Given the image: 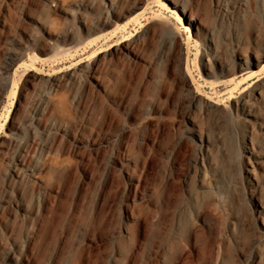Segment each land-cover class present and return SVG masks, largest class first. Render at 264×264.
Instances as JSON below:
<instances>
[{
	"label": "rangeland",
	"instance_id": "rangeland-1",
	"mask_svg": "<svg viewBox=\"0 0 264 264\" xmlns=\"http://www.w3.org/2000/svg\"><path fill=\"white\" fill-rule=\"evenodd\" d=\"M260 54L264 0H0V264H264Z\"/></svg>",
	"mask_w": 264,
	"mask_h": 264
},
{
	"label": "bare ground",
	"instance_id": "bare-ground-1",
	"mask_svg": "<svg viewBox=\"0 0 264 264\" xmlns=\"http://www.w3.org/2000/svg\"><path fill=\"white\" fill-rule=\"evenodd\" d=\"M181 11H182V13L184 15L186 14L185 9H182ZM186 16H187V14H186ZM178 19H179L180 22H183V19L181 17L178 18ZM187 19L190 20L191 17L188 15V18ZM188 28H189V26L186 25L185 29L188 30ZM253 66L258 67V69L256 71L257 72L256 74L264 71V54H260L259 57H258V59L256 57V60H255V58L253 60V57H251V56L248 57L247 59H240L239 62H238V71L239 72L240 71L243 72V71H246L248 68H253ZM255 89H256L255 90L256 91V94L260 95L262 93L260 89H258V88H255ZM251 119L252 118L250 116H248L246 118L247 121H250ZM240 133H242V135H243V139H244L243 142H244V149H245V151L248 152L251 156L253 155V156H258L259 157V155H258L255 147L252 145V143L250 141L251 132L248 129L240 128ZM199 139H200V141H204V138L202 136H199ZM245 169H246V172L248 173V175L251 176V175L254 174V167L252 165H249ZM253 178H255V177H253Z\"/></svg>",
	"mask_w": 264,
	"mask_h": 264
}]
</instances>
